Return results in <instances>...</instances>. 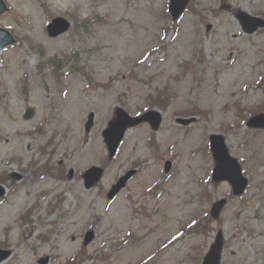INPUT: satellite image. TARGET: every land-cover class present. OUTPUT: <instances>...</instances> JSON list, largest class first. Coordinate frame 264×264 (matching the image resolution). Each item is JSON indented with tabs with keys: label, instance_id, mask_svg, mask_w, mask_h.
Here are the masks:
<instances>
[{
	"label": "rangeland",
	"instance_id": "obj_1",
	"mask_svg": "<svg viewBox=\"0 0 264 264\" xmlns=\"http://www.w3.org/2000/svg\"><path fill=\"white\" fill-rule=\"evenodd\" d=\"M169 2L8 0L0 25L16 45L0 63V177L24 180L0 204V249L13 253L3 264H202L220 230L222 264H264V129L247 126L264 110V29L244 34L236 18H264V0H193L177 23ZM55 18L72 27L51 39ZM167 86L159 131L130 130L110 162L103 132L115 110L137 116ZM28 108L35 116L27 122ZM176 117L197 121L180 127ZM212 134L225 136L249 179L240 198L212 181ZM93 166L105 168L104 178L86 191L81 175ZM132 168L138 175L109 202ZM71 170L74 178L63 179ZM227 197L212 220L213 204Z\"/></svg>",
	"mask_w": 264,
	"mask_h": 264
},
{
	"label": "water",
	"instance_id": "obj_2",
	"mask_svg": "<svg viewBox=\"0 0 264 264\" xmlns=\"http://www.w3.org/2000/svg\"><path fill=\"white\" fill-rule=\"evenodd\" d=\"M189 0H172L170 5V11L173 15V18L177 20L185 11ZM9 11V7L5 0H0V18ZM244 28L248 33H254L260 27H264V21L252 19L249 16L239 13L237 16ZM70 28L68 21L62 18H58L52 22L48 27V33L51 38H56L64 33H66ZM16 44V39L13 34L5 29L0 27V58L1 54L8 47H11ZM34 115L33 110H28L26 114V119L32 118ZM118 118L114 120L109 128L104 132V138L108 145L110 151V157H114L118 147L124 137L125 132L128 128L134 127L144 121H149L154 129H157L161 118L157 113H149L139 119H131L124 111H117ZM194 120L188 121H178L184 125L192 123ZM94 125V115L91 114L89 121L86 125V131L90 132ZM250 127L263 128L264 127V116L256 117L252 119L249 123ZM212 152L214 155L215 162L217 164L215 169V181H230L234 188V193L237 196H240L244 193L248 181L243 178L240 167L237 162L230 158L228 150L225 145V140L222 136H212L211 137ZM169 167H167V170ZM103 171L99 168H93L86 173V186L87 188L93 187L102 177ZM135 172L129 173L125 178H123L118 185H116L111 193L109 198L113 199L119 191L126 185V183L133 177ZM6 189L0 185V200L6 196ZM225 205V201L218 203L213 209V217L218 218L222 207ZM94 238L92 233L88 234L85 240V244H89ZM223 247V236L219 234L216 243L213 245L211 252L206 258L205 264H220L221 251ZM9 252L0 251V263L9 257ZM49 259L41 260V264H47Z\"/></svg>",
	"mask_w": 264,
	"mask_h": 264
}]
</instances>
